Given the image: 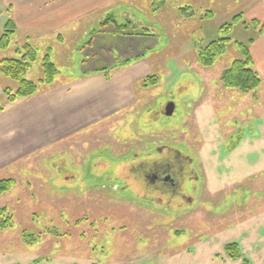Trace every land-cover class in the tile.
<instances>
[{"label":"rangeland","instance_id":"obj_1","mask_svg":"<svg viewBox=\"0 0 264 264\" xmlns=\"http://www.w3.org/2000/svg\"><path fill=\"white\" fill-rule=\"evenodd\" d=\"M8 1L0 0V34L10 19ZM159 1L146 0L142 15L136 5L126 12L104 9L85 17L83 33L77 30L81 24L73 23L59 38L32 43L37 56L25 71L28 79L42 76L44 54L58 75L68 77L82 71V60L93 53L96 66L142 61L147 72L132 82L133 104L121 116L3 172L14 184L0 195V208L12 217L11 227L0 230V264H237L228 258L231 242L241 258L263 264L264 134L256 148L249 150L254 139L246 133L243 150H232L243 139L235 133L250 113L264 116V77L257 71L261 83L247 92L221 80L222 71L241 56L239 43L258 35L249 22L263 21L247 17L234 0H209L207 7L199 3L205 0L179 7L167 0L157 15ZM184 7L188 10L179 11ZM128 22L134 33H113ZM227 23L228 33L220 32ZM223 37H228L225 52L203 66L199 51ZM19 41L11 36L0 48V63L20 57ZM14 87L16 81L0 72L4 110L11 104L4 90ZM170 102L174 110L166 116ZM157 146L191 160L194 176L187 172L177 193L147 192L148 167L140 163Z\"/></svg>","mask_w":264,"mask_h":264},{"label":"crops","instance_id":"obj_2","mask_svg":"<svg viewBox=\"0 0 264 264\" xmlns=\"http://www.w3.org/2000/svg\"><path fill=\"white\" fill-rule=\"evenodd\" d=\"M175 1L177 2L174 4L178 7L195 6V3L199 2ZM234 1L236 7H241L240 10L242 6L246 8L244 13L247 17L264 21V0ZM166 2L167 0H162L156 5L157 15L162 13ZM7 3L10 20L15 26L12 37L20 39L21 45H32L43 36L52 35L59 38L60 31L73 23L81 24L77 29L79 33L85 32L82 26L85 17L104 9L106 14L119 7L126 12L136 5L134 7H138L142 15L140 7L145 6L146 0H9ZM169 3L171 6V0ZM199 3L201 7H207L209 0ZM89 23L87 19V24ZM49 31L54 33H46ZM78 32L73 30L70 33ZM91 47L92 45L89 46ZM249 51L254 67L264 77V33L250 44ZM90 57L82 60V71L79 73L69 77L57 74L52 86L30 97L18 99L0 112V178L33 154L43 152L78 132L121 116L125 108L133 104L134 98H131L130 91L132 82L147 72L142 61L121 66H113L104 61L100 66H96L94 59L97 54L93 53ZM103 69L111 70L109 76L105 75ZM252 116L250 113L249 119L240 124V130L236 133H241L240 139H243L235 143L232 151L243 150L245 141L248 142L246 133L255 140L250 139L249 150L256 148L257 141L263 138L264 116ZM252 173L254 170L245 175L251 178Z\"/></svg>","mask_w":264,"mask_h":264},{"label":"trees","instance_id":"obj_3","mask_svg":"<svg viewBox=\"0 0 264 264\" xmlns=\"http://www.w3.org/2000/svg\"><path fill=\"white\" fill-rule=\"evenodd\" d=\"M161 2V1H159ZM181 12L188 10V7L180 8ZM193 11L191 10V14ZM250 24H253L254 28L258 27V35L264 33V21L260 22L259 20L252 19ZM133 27L131 22L125 23L121 27H113V33H121L126 35H131L136 31L135 29H129ZM102 27V26H101ZM231 24H223L220 26V32L228 33ZM103 28V27H102ZM15 31V26L12 20L8 19L4 25L1 34H0V48L4 49L7 47L8 42L11 41V36ZM256 36V37H257ZM250 38L246 44L239 43L240 47V58L233 60L230 65L225 68L221 73V80L225 86L237 88L242 92H247L254 90L261 83L260 74L253 67V59L249 51L250 44L255 40V38ZM228 40V37L219 38L218 40L210 42L206 47L201 49L198 53L199 61L203 66H211L214 59L220 56L225 52V44ZM91 41V40H90ZM16 52H21L19 58H4L0 64V72H3L8 78L16 81V87L5 88L4 96L7 103L15 102L18 99L26 98L34 95L35 93L43 90L46 87H49L53 81L54 77L58 73V69L55 64L50 60L48 54H44L40 59V67L42 69V76L36 80L28 79L25 77V71L30 69L31 62L36 58V49L30 44L25 43L19 45ZM31 59V61L27 60ZM128 62V61H127ZM118 63L122 65L127 63ZM115 65V66H118ZM105 75L108 76V70L103 69ZM4 104L0 102V112L4 110ZM240 134L241 133H236ZM239 136H237V140ZM14 184V180L10 178L0 179V195L8 191ZM12 225V217L7 212L5 207L0 208V230H4ZM226 250L228 258L231 260H241L240 264H249L248 260L241 258V252L239 251L238 244L236 242H231L226 245ZM264 264V260H263Z\"/></svg>","mask_w":264,"mask_h":264},{"label":"flooded vegetation","instance_id":"obj_4","mask_svg":"<svg viewBox=\"0 0 264 264\" xmlns=\"http://www.w3.org/2000/svg\"><path fill=\"white\" fill-rule=\"evenodd\" d=\"M147 156L149 160L145 159L140 163L142 166L147 165L148 167L143 173L147 192L177 193L180 191L183 176L187 172L191 178L194 176L191 169H188L191 163L190 158L179 150L157 146L153 153L149 152ZM189 199L186 196V200L189 201Z\"/></svg>","mask_w":264,"mask_h":264},{"label":"water","instance_id":"obj_5","mask_svg":"<svg viewBox=\"0 0 264 264\" xmlns=\"http://www.w3.org/2000/svg\"><path fill=\"white\" fill-rule=\"evenodd\" d=\"M174 110V104L173 103H168L165 107V115L170 116L173 113Z\"/></svg>","mask_w":264,"mask_h":264}]
</instances>
